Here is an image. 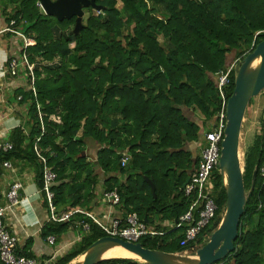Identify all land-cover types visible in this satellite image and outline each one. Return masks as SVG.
Instances as JSON below:
<instances>
[{
    "label": "trees",
    "instance_id": "obj_1",
    "mask_svg": "<svg viewBox=\"0 0 264 264\" xmlns=\"http://www.w3.org/2000/svg\"><path fill=\"white\" fill-rule=\"evenodd\" d=\"M88 1L91 4L84 10L89 16L82 21L83 28L71 35L77 16L59 20L45 15L39 0H0V14L9 23L15 20L16 27L27 35H34L36 45L28 51L30 61H60L35 70V92L20 91L23 103L28 104L31 132L26 136L19 129L10 142L13 151L0 153V173L3 164L14 158L38 162V185L43 190L47 165L57 175L52 184L54 205L70 203L84 208L86 204L81 202L88 201L99 186L94 165L83 155L92 140L100 146L97 166L110 176L103 194L117 191L119 204L158 232L144 236L139 243L168 254L183 256L190 251L194 255L220 226L227 194L218 171L210 183L218 214L195 241L181 247L185 226L174 230L170 225H176L197 198L186 197L183 190L198 167L187 146L200 143L202 130L217 129L220 114L227 107L221 93L228 102L237 70L230 73L229 83L222 89L220 78L236 61L241 65L264 41V0ZM94 9L101 10L98 16ZM55 31L65 35L55 38ZM72 44H76L74 49ZM184 110L194 112L204 127L190 121ZM262 121L254 142L245 151L247 204L236 250L217 264H264ZM26 143L31 152L23 153ZM124 154L130 156L127 167L122 164ZM146 179L153 182L156 197ZM75 218L85 221L88 230L80 229L81 241L56 264H72L108 236L92 219L84 215ZM199 219L196 211L192 225ZM68 227L67 223L61 225L59 233ZM51 230V226L46 227L44 236ZM138 262L109 258L99 264Z\"/></svg>",
    "mask_w": 264,
    "mask_h": 264
},
{
    "label": "crops",
    "instance_id": "obj_2",
    "mask_svg": "<svg viewBox=\"0 0 264 264\" xmlns=\"http://www.w3.org/2000/svg\"><path fill=\"white\" fill-rule=\"evenodd\" d=\"M82 11V20H85L83 6ZM11 22L9 23L7 19L0 14V143H13L15 139L14 136L18 135L15 134L19 129L25 132L26 136H29L31 132L28 126V104L23 103L22 96L20 95V91L23 90L27 92L32 89L30 73L23 65L24 42L23 39L14 32H3L11 27ZM12 28L17 32H23L27 35L21 28H17L16 24ZM62 35H65V33L60 31L54 32L55 38H61ZM27 36L34 39V35ZM45 62H47V64ZM59 62V59H56L54 62H48L44 61L42 58H35L33 63H35L36 69L42 70L46 66H56ZM13 63L18 64L15 73L11 70V65ZM184 114L190 121H196V123L204 127L202 120L196 119L194 112L184 110ZM51 119L54 121L57 120L54 116H52ZM259 130L260 127L256 132L252 133L249 131V133H246L242 129L241 136L244 138L245 149L250 147L254 142ZM204 132L203 130L201 131L200 143H193L187 146L188 150L192 152L194 159L198 160V164L202 151L201 142L205 145ZM30 150L31 146L29 143H26L22 147L21 152H31ZM99 150L100 146L96 142L90 140L87 142V147L83 154L87 162L94 165L96 174L99 176V186L92 192L88 201L81 202L86 204L84 208L80 206L72 207L70 203H61V206L59 205L56 207L53 201L55 207L53 211L46 193L38 185L36 169L38 162L36 164L25 161L23 158H14L9 162L11 168L1 167V207L7 208L9 206L8 193L14 184L20 183L23 186L20 191V204L14 208L8 209L5 217V226L8 231L18 239L16 249L18 254L34 259L38 264H56L59 259L65 257L82 239L80 229L83 228V220H77L78 218H75V215H84L87 217V214H91L97 221L108 227L114 224L125 226L126 219L131 213H129L124 206L120 204L115 205L103 194L104 183L109 180L110 176L106 175L97 166ZM129 161L125 167L128 166ZM125 179H121V182H125ZM75 211H79V213H75ZM72 213H74V215L67 221L58 222L53 219L54 216L63 218ZM156 220V223L160 224V219L156 218ZM66 223L69 224L68 229L60 234V226ZM165 224L167 225V223H164V225ZM49 226L52 227L51 233L45 237L44 230ZM170 227L173 228V225H170ZM150 228L152 227L150 226ZM152 229L155 230V228ZM51 236L56 238V242L53 245L48 241V238ZM77 261H79V259L75 262ZM138 263L144 264L141 260H139Z\"/></svg>",
    "mask_w": 264,
    "mask_h": 264
},
{
    "label": "water",
    "instance_id": "obj_3",
    "mask_svg": "<svg viewBox=\"0 0 264 264\" xmlns=\"http://www.w3.org/2000/svg\"><path fill=\"white\" fill-rule=\"evenodd\" d=\"M48 16L59 20L77 16L76 26L71 33L74 35L82 28V6H90L88 0H40ZM264 91V41L249 53L237 69L235 89L226 107L227 126L222 143L220 171L227 194L226 214L211 235L208 243L194 255L180 256L168 254L143 247L141 243L126 241L121 238L107 236L94 243L85 253V259L77 264H99L107 251L114 247H121L133 255L134 259L145 264H217L236 250L235 241L239 237L240 221L245 213L247 195L244 187L239 144L242 125L246 110L253 98ZM257 174H254V181ZM156 197L153 182L146 179ZM190 183L187 180L183 189ZM74 263V264H76ZM0 264H3L0 261Z\"/></svg>",
    "mask_w": 264,
    "mask_h": 264
},
{
    "label": "built area",
    "instance_id": "obj_4",
    "mask_svg": "<svg viewBox=\"0 0 264 264\" xmlns=\"http://www.w3.org/2000/svg\"><path fill=\"white\" fill-rule=\"evenodd\" d=\"M38 6L44 11L42 3L39 0ZM16 22H11V27L4 30L3 32H14L23 39L25 50L23 56V65L30 73V82L32 84V90L35 92V63L30 61V54L28 52L29 48L36 45L33 38L25 35L23 32H17L12 27L15 26ZM2 32V33H3ZM1 34V33H0ZM47 64V62H45ZM18 64L13 63L11 65V70L15 73ZM240 67L239 61H236L232 67L229 69L225 76L220 78V89L229 83V75L233 70H237ZM222 99L227 103L225 94L221 93ZM226 110L220 114V123L216 130L204 133L205 145L201 151V158L197 169L190 177V183L184 188L186 197H197L193 205L191 206L189 212L184 215L180 221L173 225L174 230L182 229L184 230V240L181 242V247H186L190 242L195 241L198 235L207 228L216 218L219 207L215 201L210 196V183L212 176L220 171V160L222 155V143L225 138V130L227 126ZM56 122H60L59 119ZM14 149L13 144L9 142L0 143V153L8 154ZM39 153V148H35ZM43 163L46 165V160L42 158ZM129 161V156L124 155L122 164L125 167ZM5 168H11L9 162L3 164ZM221 172V171H220ZM261 176L264 179V167L261 171ZM57 175L49 167H45L44 172V192L50 202V207L54 211L55 207L53 201L55 199V194L52 191V184L56 181ZM22 184L17 183L12 186L8 193L9 206L6 208L0 205V261L3 264H38L36 260L27 258L26 256L17 253V237L13 236L5 226V217L8 209L14 208L20 204V191L22 189ZM105 197L111 200L115 205L120 203V196L117 191L106 193ZM198 211L200 219L194 225V213ZM79 213V211H75ZM74 213L68 214L63 218H58L54 216V220L61 222L69 220ZM87 217L95 221L101 228L111 237H117L124 239L126 241L139 243L140 239L144 236H156L158 232L150 228L147 223L140 220L137 214H129L126 219L125 226L119 224H114L111 227L101 224L95 219L91 214H87ZM84 230H88V225L83 221ZM50 244H55L56 238L51 236L48 238Z\"/></svg>",
    "mask_w": 264,
    "mask_h": 264
},
{
    "label": "rangeland",
    "instance_id": "obj_5",
    "mask_svg": "<svg viewBox=\"0 0 264 264\" xmlns=\"http://www.w3.org/2000/svg\"><path fill=\"white\" fill-rule=\"evenodd\" d=\"M121 6H123V4H122V2H119L118 7L121 8ZM100 12H101V10H98V9L93 10V14L95 16H98L100 14ZM88 16H89V13H88V10H86L84 19L87 20ZM72 30H74V28H72ZM75 45L76 44H72L71 48L74 49ZM35 80H36V76H35ZM263 119H264V91L258 97L253 98L251 104L248 106L246 113H245L242 129L246 133H249V131L252 133L256 132V130L262 126V124H263L262 120ZM242 138L243 137L241 136L240 144H239L240 145L239 146V155H240V161H241L242 169L244 170V156H245L246 149L244 146V138H243V140H242ZM248 141H249V139H248ZM124 155H127V154H124ZM187 255H190V251L185 252V255H183V256H187ZM109 258L110 257L104 258V259H109ZM131 258H133V257H131Z\"/></svg>",
    "mask_w": 264,
    "mask_h": 264
},
{
    "label": "bare ground",
    "instance_id": "obj_6",
    "mask_svg": "<svg viewBox=\"0 0 264 264\" xmlns=\"http://www.w3.org/2000/svg\"><path fill=\"white\" fill-rule=\"evenodd\" d=\"M131 258L133 257L128 251L124 250L121 247H114L106 252L103 258ZM85 259V256L81 257L78 263L82 262Z\"/></svg>",
    "mask_w": 264,
    "mask_h": 264
}]
</instances>
